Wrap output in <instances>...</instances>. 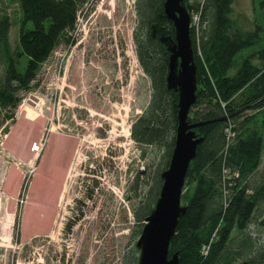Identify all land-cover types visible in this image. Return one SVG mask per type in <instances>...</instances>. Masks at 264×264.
<instances>
[{"label":"trees","instance_id":"trees-1","mask_svg":"<svg viewBox=\"0 0 264 264\" xmlns=\"http://www.w3.org/2000/svg\"><path fill=\"white\" fill-rule=\"evenodd\" d=\"M233 1L184 0L189 14L200 19L198 28H190L198 87L188 122L199 125L194 132L203 140L187 170L181 198L185 213L169 246V257L177 253L179 264H264V0L256 2L259 18L250 30L230 17ZM12 2L21 15L16 49L10 45L11 17L0 11L5 70L0 115L6 111V121L13 120L21 96L35 88L44 63L60 43L72 41L78 17L92 13L97 0ZM164 3L137 0L134 5L141 30L134 35L136 57L148 77L151 100L132 125L131 140L166 155L156 186L134 209L136 222L142 223L138 239L159 198L178 126V95L166 85L169 54L151 38L156 24L161 34L174 36ZM137 260L135 250L127 264Z\"/></svg>","mask_w":264,"mask_h":264},{"label":"rangeland","instance_id":"rangeland-1","mask_svg":"<svg viewBox=\"0 0 264 264\" xmlns=\"http://www.w3.org/2000/svg\"><path fill=\"white\" fill-rule=\"evenodd\" d=\"M136 1L97 0L92 13L78 17L72 41L60 43L44 63L35 88L21 96L13 120L6 121L8 114L1 112L0 151L20 132L30 97L43 101L37 120L30 123L35 138L40 136L44 144L51 133L72 135L78 137L79 146L58 188L52 177L39 173L41 150L33 152L37 156L33 161H16L22 185L14 206L2 190L10 160L0 161V264H127L131 260L137 231L142 229L134 209L156 186V172L166 160L164 151L131 140L130 129L151 100L149 80L131 40ZM256 2L233 1L230 17L238 27L253 28L259 18ZM0 11L11 17L10 45L16 49L19 7L12 0H1ZM190 16L191 28H198L199 16ZM4 71L0 59V78ZM124 129L129 136H123ZM35 183L38 189L43 183L41 198L48 201L45 206L41 202L37 219L46 218L28 230L26 209Z\"/></svg>","mask_w":264,"mask_h":264},{"label":"water","instance_id":"water-1","mask_svg":"<svg viewBox=\"0 0 264 264\" xmlns=\"http://www.w3.org/2000/svg\"><path fill=\"white\" fill-rule=\"evenodd\" d=\"M164 15L171 21L175 36L160 39L169 54L166 85L178 95V126L168 169L161 176L162 187L154 209L146 219L136 244L137 264H179L178 254L169 257V246L177 224L185 213L181 204L182 190L190 163L196 156L202 138L194 129L199 125L188 122V114L197 99L196 64L190 40L191 23L184 0H165Z\"/></svg>","mask_w":264,"mask_h":264},{"label":"crops","instance_id":"crops-1","mask_svg":"<svg viewBox=\"0 0 264 264\" xmlns=\"http://www.w3.org/2000/svg\"><path fill=\"white\" fill-rule=\"evenodd\" d=\"M46 139L47 141L44 142V144L40 143L41 138L40 136H37L36 138L33 137V139H27L26 142H13L12 139L8 140L7 142L4 143L1 147L4 148L1 149L0 151V161L2 162L3 160L7 159L10 160V163L8 162V165L10 166V170L8 174L5 176V181L3 183V195L8 197L11 201L10 204L12 206L15 205V202H17V198L20 193L21 185H22V180L14 179V177L17 174V168L14 163L16 161H24L26 162L28 160H34L37 158L36 155L31 152V146L33 143L36 145H39V150L40 151V156H42L43 162H42V168L40 169V172H45L42 171L44 168H50V170L53 171V173L49 174L50 177H52V184L53 186L57 184L60 186L62 184V179L63 175L65 174V170L68 168H71V165L73 163V160L77 156V150L79 146V139L76 136L72 135H63V134H53ZM41 145V146H40ZM38 150V151H39ZM17 169V170H16ZM10 176H13L12 180L9 179ZM55 177V180H54ZM16 183V184H15ZM14 187H13V185ZM46 201V200H44ZM0 208H1V202H0ZM34 211H37L35 208ZM39 218V216H38ZM46 217L40 218L41 220H44ZM37 218L34 222H37L35 225L39 226L40 222ZM44 222V221H43ZM45 223V222H44ZM34 225V224H32ZM47 225V223H46Z\"/></svg>","mask_w":264,"mask_h":264},{"label":"bare ground","instance_id":"bare-ground-1","mask_svg":"<svg viewBox=\"0 0 264 264\" xmlns=\"http://www.w3.org/2000/svg\"><path fill=\"white\" fill-rule=\"evenodd\" d=\"M191 14H193V13H191ZM191 14H189L190 23L192 22V18L190 16ZM27 102L29 104V107L28 108L25 107L24 110H23V113H24L23 122L24 123L21 125V127L19 129L20 132H16L14 134L15 137L12 139L13 142H18V143L26 142L27 139L29 140V139H33V137H35V134H34L35 132L34 131H36V130L33 129V126L30 123H34L37 120V116H39V114L41 113L40 110H41V106L43 105V101H41V99L37 98V97H30V99H28ZM123 131H124L123 136H126V137L129 136V131H127L125 129ZM32 145L35 146L36 144L33 143ZM36 146H39V145H36ZM32 147L30 149L31 152H35V151H32ZM37 149L39 150V147ZM27 161H28V159H27ZM30 161H32V160H30ZM50 168H49V170H48V168H44L46 177H49ZM21 172L22 171H20V172L17 171V174L14 177V179L17 180L18 177H19V179L22 180V178L20 177ZM39 173L41 174V172H39ZM12 178H13V176H10L9 179L12 180ZM19 179H18V181H19ZM42 182L44 183V181H42ZM43 183H41L39 189L37 188L36 183L32 187V196H33V198H32V200L30 199L31 201L28 204V208L26 209L27 213H26V216H25V218H26L25 219L26 227L28 228V230H29L30 227H32V224L34 223V220L36 218H38V211H34V210H35V208H37V210H38L39 207H41L40 206L41 202H43L42 198H41V196L43 195V193L41 191L45 192V190H43V188H42L43 187ZM14 185H13V187H14ZM34 194H35V196H34ZM46 202L48 203L47 200L45 202H43L44 206H45L44 203H46ZM26 227H25V230L27 229Z\"/></svg>","mask_w":264,"mask_h":264},{"label":"flooded vegetation","instance_id":"flooded-vegetation-1","mask_svg":"<svg viewBox=\"0 0 264 264\" xmlns=\"http://www.w3.org/2000/svg\"><path fill=\"white\" fill-rule=\"evenodd\" d=\"M135 21H136V25L133 29V35H132V43H133V52L135 54V56L137 55L136 54V50H137V46H136V43H134V35H136V33H139V35H141V30H140V26H139V21H137V16L135 14ZM158 27H157V24L156 25H153L152 28H151V38L153 37L154 39H157L159 42H160V39L165 36V37H170V39H172L174 41V36H175V33H174V36H169V35H166V34H161L159 31H157ZM173 30H174V27H173ZM161 44L163 45V50L162 52H164V54H170V52L167 51V48L165 47V45L161 42ZM137 59V57H136Z\"/></svg>","mask_w":264,"mask_h":264},{"label":"built area","instance_id":"built-area-1","mask_svg":"<svg viewBox=\"0 0 264 264\" xmlns=\"http://www.w3.org/2000/svg\"><path fill=\"white\" fill-rule=\"evenodd\" d=\"M193 22H194V23L196 22V18H195V16H194V18H193ZM37 148H38V146H36V145L34 146V145H33V147H32V151H37V150H38Z\"/></svg>","mask_w":264,"mask_h":264}]
</instances>
